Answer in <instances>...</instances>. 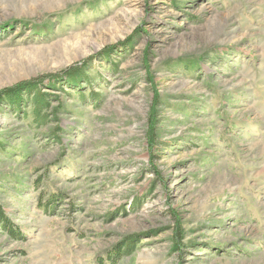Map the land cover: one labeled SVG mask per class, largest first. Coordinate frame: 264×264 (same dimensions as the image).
<instances>
[{"label": "rangeland", "instance_id": "374dc122", "mask_svg": "<svg viewBox=\"0 0 264 264\" xmlns=\"http://www.w3.org/2000/svg\"><path fill=\"white\" fill-rule=\"evenodd\" d=\"M0 207V264H264V0H0Z\"/></svg>", "mask_w": 264, "mask_h": 264}, {"label": "trees", "instance_id": "16d2710c", "mask_svg": "<svg viewBox=\"0 0 264 264\" xmlns=\"http://www.w3.org/2000/svg\"><path fill=\"white\" fill-rule=\"evenodd\" d=\"M80 75V74H79ZM20 91H16L12 94H10L8 96L9 98V101L11 103H14L17 104L18 101L20 100ZM47 105V102H46V98H45V95H38L37 98H36V104H35V107H34V113H35V116H36V120L41 124H44L47 120L45 119L46 116H42V109L44 108V106ZM0 222L2 224V226H4V228L8 229V230H11V228L13 227V225L11 224L10 220H8V218H6L4 216V213L0 207ZM130 243H126V245L124 246V248H127V252L129 251V248H130ZM126 252V251H125ZM121 254V253H120Z\"/></svg>", "mask_w": 264, "mask_h": 264}, {"label": "bare ground", "instance_id": "6f19581e", "mask_svg": "<svg viewBox=\"0 0 264 264\" xmlns=\"http://www.w3.org/2000/svg\"><path fill=\"white\" fill-rule=\"evenodd\" d=\"M117 249V248H116Z\"/></svg>", "mask_w": 264, "mask_h": 264}]
</instances>
